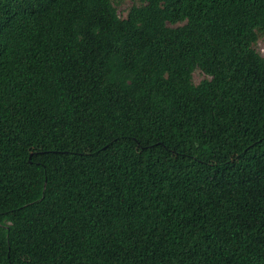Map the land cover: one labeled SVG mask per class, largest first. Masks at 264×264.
Listing matches in <instances>:
<instances>
[{"label": "trees", "instance_id": "obj_1", "mask_svg": "<svg viewBox=\"0 0 264 264\" xmlns=\"http://www.w3.org/2000/svg\"><path fill=\"white\" fill-rule=\"evenodd\" d=\"M140 1L0 0V264H264V0Z\"/></svg>", "mask_w": 264, "mask_h": 264}, {"label": "rangeland", "instance_id": "obj_2", "mask_svg": "<svg viewBox=\"0 0 264 264\" xmlns=\"http://www.w3.org/2000/svg\"><path fill=\"white\" fill-rule=\"evenodd\" d=\"M115 9L117 15L121 19H125L127 16V13L129 9L132 6H138L140 5V0H111ZM254 49L262 56L264 57V36L260 37L256 44L254 45ZM209 78L205 76L200 70L196 69L192 74V81L195 85H198L203 80H208Z\"/></svg>", "mask_w": 264, "mask_h": 264}]
</instances>
